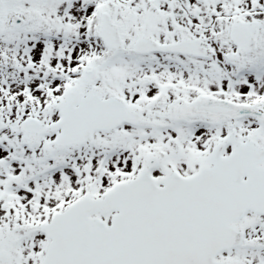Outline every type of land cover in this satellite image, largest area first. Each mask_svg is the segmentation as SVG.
I'll list each match as a JSON object with an SVG mask.
<instances>
[{"label":"snow or ice","instance_id":"obj_1","mask_svg":"<svg viewBox=\"0 0 264 264\" xmlns=\"http://www.w3.org/2000/svg\"><path fill=\"white\" fill-rule=\"evenodd\" d=\"M0 264H264V0H0Z\"/></svg>","mask_w":264,"mask_h":264}]
</instances>
